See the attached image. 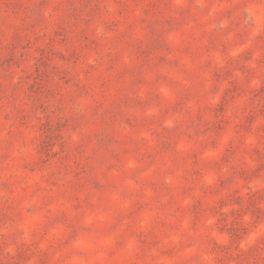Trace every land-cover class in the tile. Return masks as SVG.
<instances>
[{
    "label": "rangeland",
    "instance_id": "374dc122",
    "mask_svg": "<svg viewBox=\"0 0 264 264\" xmlns=\"http://www.w3.org/2000/svg\"><path fill=\"white\" fill-rule=\"evenodd\" d=\"M0 264H264V0H0Z\"/></svg>",
    "mask_w": 264,
    "mask_h": 264
}]
</instances>
